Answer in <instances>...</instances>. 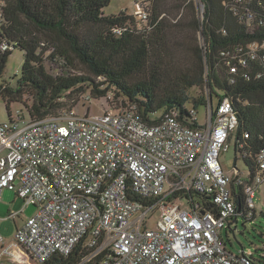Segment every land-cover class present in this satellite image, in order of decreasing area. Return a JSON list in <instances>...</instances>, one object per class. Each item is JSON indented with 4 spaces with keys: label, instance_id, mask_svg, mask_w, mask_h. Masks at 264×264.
I'll return each instance as SVG.
<instances>
[{
    "label": "built area",
    "instance_id": "2783aa9c",
    "mask_svg": "<svg viewBox=\"0 0 264 264\" xmlns=\"http://www.w3.org/2000/svg\"><path fill=\"white\" fill-rule=\"evenodd\" d=\"M139 5L133 16L144 22L148 6ZM248 48L254 57L264 41ZM82 108L34 119L22 106L0 122V198L9 190L23 201L20 212L36 207L10 242L0 232V264H47L78 243L86 253L77 264H257L221 238L238 215L233 177L248 210L264 182V151L249 183L238 169L224 171L220 154L237 124L228 99L208 102L201 125L196 109L188 125L176 112L149 123L135 105Z\"/></svg>",
    "mask_w": 264,
    "mask_h": 264
},
{
    "label": "trees",
    "instance_id": "16d2710c",
    "mask_svg": "<svg viewBox=\"0 0 264 264\" xmlns=\"http://www.w3.org/2000/svg\"><path fill=\"white\" fill-rule=\"evenodd\" d=\"M159 1L149 0V16L140 22L126 9L106 12L110 0H0V44L13 45L0 49V76L9 54L23 51L16 82L0 84L7 115L19 103L31 118L55 116L89 96L109 106L135 105L149 123L176 112L192 125L190 109L228 99L237 117L228 137L233 166L243 160L249 183L264 151V50L252 57L248 48L264 41V0H180L191 15L188 39L179 42L185 62L169 45ZM236 177L230 188L238 214L250 220L255 208L242 206ZM196 197L210 207V198ZM84 253L78 243L47 264H77ZM253 259L264 264V252Z\"/></svg>",
    "mask_w": 264,
    "mask_h": 264
},
{
    "label": "rangeland",
    "instance_id": "374dc122",
    "mask_svg": "<svg viewBox=\"0 0 264 264\" xmlns=\"http://www.w3.org/2000/svg\"><path fill=\"white\" fill-rule=\"evenodd\" d=\"M136 2L140 5L149 6V0H110L109 5L105 8L106 12L115 13L119 10H125L129 14H134L136 7ZM180 0H161L156 2V7L160 10V18L165 26H167V35L169 40V45L176 51V55L179 56V60L185 62L184 58L185 51L183 52L179 42H183L188 39L190 33L189 29H186L185 24L190 20L191 15L183 7ZM139 5V6H140ZM185 44V43H184ZM186 56V55H185ZM178 60V59H177ZM23 62V51L20 48L14 49L11 54H9L3 73L0 76V84L4 82H16L17 76L14 74H19L21 69V64ZM75 69L77 72H85L84 67L79 63H75ZM17 71V72H16ZM63 72L65 69L63 68ZM217 103V99H213V104ZM107 102L103 99L92 100L91 102L83 101L81 98L77 104V110L83 113V106L89 107L90 111L93 113H99L103 108L107 107ZM112 105V104H111ZM119 105V102H118ZM114 106V105H112ZM82 108V109H81ZM12 110L22 109V105L19 103H14L10 106ZM7 111L5 109V104L2 99H0V122L8 121ZM205 108L203 106L197 108V122L199 125L205 122ZM220 161L224 168V171L230 175H233L235 169L241 171V178L243 181L248 179V170L241 158L236 159L235 167L234 163V152L233 147L229 143L227 150L221 152ZM255 216L248 220L244 219L240 214L234 220H230L229 227H225L221 230L222 241L226 244L227 248L233 252H239L240 247L245 252H251L253 257L259 258V255L264 252L262 249L264 244V182L261 183L257 190L255 191ZM36 210L34 205L25 208L24 216L32 215ZM15 217V216H14ZM21 221L20 217H15L14 219L9 218L7 221H3L0 225L1 235L5 239V243L10 242L14 236V223ZM262 264V263H260Z\"/></svg>",
    "mask_w": 264,
    "mask_h": 264
},
{
    "label": "crops",
    "instance_id": "0c3cea01",
    "mask_svg": "<svg viewBox=\"0 0 264 264\" xmlns=\"http://www.w3.org/2000/svg\"><path fill=\"white\" fill-rule=\"evenodd\" d=\"M22 207H23V201L19 197H17L13 191L4 190L0 198V218H1L0 225L3 221L9 220L8 218H6L7 215L13 212H17V211L18 213H16L14 216L20 217L21 221L17 223L13 220V222H15L14 229L22 225L26 217H28V216L23 215V213L25 212V208L30 207V206L23 208V211L20 212ZM14 216L12 217V219L15 218Z\"/></svg>",
    "mask_w": 264,
    "mask_h": 264
},
{
    "label": "water",
    "instance_id": "95a60500",
    "mask_svg": "<svg viewBox=\"0 0 264 264\" xmlns=\"http://www.w3.org/2000/svg\"><path fill=\"white\" fill-rule=\"evenodd\" d=\"M242 250V246L240 247V251Z\"/></svg>",
    "mask_w": 264,
    "mask_h": 264
}]
</instances>
